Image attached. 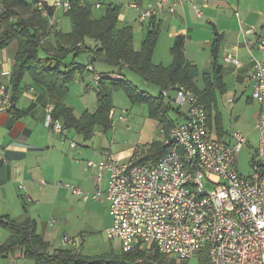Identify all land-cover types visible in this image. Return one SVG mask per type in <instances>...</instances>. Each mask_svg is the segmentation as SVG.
I'll return each mask as SVG.
<instances>
[{
  "label": "crops",
  "instance_id": "crops-1",
  "mask_svg": "<svg viewBox=\"0 0 264 264\" xmlns=\"http://www.w3.org/2000/svg\"><path fill=\"white\" fill-rule=\"evenodd\" d=\"M2 1L0 0V4ZM27 1L29 3L41 1L48 8L54 9L53 16L57 30H61L63 34L71 32L72 26L70 18L67 17V11L63 8H55L56 0ZM242 1L239 0L238 11L233 17L228 12L225 14L217 13L212 9L213 7L229 9V0H168L159 8L155 18V23L159 28V36L153 56L154 64L169 67L173 60L171 48L176 39L183 36L185 39V57L199 70L197 79L199 87L202 90L206 88L203 82L206 74L210 81L220 78L218 85L213 87L215 103L213 114L208 117L212 131L217 127L214 133L217 132L218 134L219 128L216 119L218 116L220 117L221 131L224 136L217 138L224 141L230 139V134L224 131L218 95L231 96L227 99V103L232 105L230 111L232 114L244 115L248 110L251 111L250 120L253 128L258 132L257 119L260 107L250 96V92H253L251 83L253 61L251 56L253 54L257 58H264L257 50L258 41L264 38V34H260L253 28L252 17L264 19V12L263 10L253 12L244 7V1ZM91 2L95 4V0H91ZM132 3L135 2L128 0L122 4L118 0H101L99 9H103L102 5L105 8L108 5L121 7L120 25L133 27L135 34L134 49L140 51L141 47L138 49L136 46V33L140 35V40L143 42L150 29V22L142 23L137 19L140 10L132 8L130 6ZM137 3L141 7L145 6L141 2ZM172 7H174L173 11H171ZM222 19L230 20V24H221ZM51 40L55 41L53 35ZM11 47L0 54V84L8 85L12 94L9 81L14 66L17 44L12 50ZM84 55L87 56L88 63L86 65L88 69L83 74L78 75L70 85L69 94L65 99L47 93L37 87L29 76H26L15 108L8 112L0 111V229L8 230L12 235L8 224H32L36 233L50 244L51 252H55L57 249H69V247L61 245L60 237L52 239L54 234L49 233L50 227L55 224L51 225V221L56 215L53 210L56 213L59 205L74 209L81 204V201L84 204L92 201L94 202L93 207L97 204H108L104 196L101 199L84 200L80 195H75L70 189L58 184L67 183L84 193H94L97 187L95 183L96 171L86 170L88 161L100 162L112 155L114 159L122 162L137 161L146 157H149L148 162H153L157 157L154 156L152 145L155 142L171 143L170 139L163 134L160 118L150 114L149 106L131 103L123 91L114 93V108L110 113L112 128L109 131L96 127L93 136L86 140L74 129H66L64 132L66 139L62 140L59 133L45 127L46 110L50 107L54 110L58 105L64 104L73 109L78 118L86 111L94 112L97 108L98 92V84L94 82L95 74L108 73L115 77L119 76L118 73H110L113 72V68L107 66L102 60L91 65L90 67L94 68V72L90 71V57L85 53ZM158 55L160 58L157 57ZM229 56L236 59L239 64L227 61ZM156 58H158L159 63L155 61ZM6 72H10L9 75ZM123 72L133 83L137 78L151 84L129 69ZM171 93L175 92H170L164 99L173 107L171 111H174L175 117L173 119L170 117V111L167 115V121L179 125L187 119L188 108L186 107L184 110L179 106L176 107L175 104H171L170 101L175 98L171 96ZM243 100L244 102H242ZM245 104L248 106L245 107ZM98 129L101 131L98 132ZM158 134H163L165 140L158 137ZM71 140L77 142L78 146L69 145ZM108 179V174H105L98 185L102 192L107 190ZM26 196L31 199V202H26ZM50 210H52L51 213H49ZM101 213L105 215L104 218L108 214L110 215L112 226L113 220L108 207L102 208ZM48 215H50L49 219H47ZM107 226L105 223V228ZM11 235L0 232V246L6 244ZM108 239L111 241L118 240L121 244L117 238ZM57 240L56 245L54 242ZM71 250L76 251L74 248ZM112 254H120V249L107 255ZM0 264L38 263L28 259L24 250L18 247L15 252L0 259Z\"/></svg>",
  "mask_w": 264,
  "mask_h": 264
},
{
  "label": "built area",
  "instance_id": "built-area-1",
  "mask_svg": "<svg viewBox=\"0 0 264 264\" xmlns=\"http://www.w3.org/2000/svg\"><path fill=\"white\" fill-rule=\"evenodd\" d=\"M166 1L156 0L144 7L135 2L130 6L140 10L139 21L146 23L156 18ZM54 6L68 11L70 0H56ZM95 6L99 9L101 0H95ZM37 8L50 25L56 24L43 2L39 1ZM197 12L200 15L198 9ZM257 50L264 56V38L258 41ZM251 60L252 99L259 104L260 111L259 143L248 177L238 169L239 152L248 143L246 136L234 132L228 141L214 137L199 96L178 85L162 93L167 97L175 92L170 102L187 107V119L170 131L172 146L163 158L143 165L133 160L122 162L112 155L100 162L88 161L86 170L96 171L94 193H84L71 184H58L84 200L105 195L113 220L107 237L119 239L124 252L142 246L148 253L191 260L198 250L207 248L212 264H264V58L252 54ZM227 61L239 64L231 56ZM89 70L93 71L91 67ZM101 78L95 74V84ZM12 107L8 85L0 84V111L8 112ZM44 125L66 139L67 128L54 118L52 107L46 110ZM71 146L77 144L72 142ZM105 174L108 187L102 192L98 185ZM207 183L213 188L208 189ZM25 199L31 202L28 196ZM54 223L52 220L51 225ZM61 244L79 248L78 240L69 236H63Z\"/></svg>",
  "mask_w": 264,
  "mask_h": 264
},
{
  "label": "trees",
  "instance_id": "trees-1",
  "mask_svg": "<svg viewBox=\"0 0 264 264\" xmlns=\"http://www.w3.org/2000/svg\"><path fill=\"white\" fill-rule=\"evenodd\" d=\"M38 2L3 0L0 4V54L13 43L17 44L9 81L13 102L11 110L15 108L26 76L47 93L65 99L69 94L70 85L78 75L88 69L87 65L77 61L78 57L85 53L90 57L89 67L102 60L113 68V72L110 73H118L121 77L120 80H116L108 77L111 74H99L102 78L97 85V108L94 112L86 111L78 118L73 109L64 104L53 110L55 119L60 120L68 130L74 129L86 140L93 136L96 127L105 131L112 128L110 113L114 108V93L118 91H123L133 104L148 105L150 114L160 118L163 134L168 138L176 124L167 121V115L173 107L165 102L162 93L164 89L185 86L199 96L207 114L209 113L208 116L213 114L215 103L213 87L218 85L220 78L210 81L206 74L203 79L206 88L202 90L199 87L197 83L199 70L185 57L183 36H179L171 48L173 60L169 67L154 64L153 56L159 36L155 18L150 20V29L142 42L141 50L136 51L133 27L120 25V6L108 5L104 14L97 17L94 15L96 6L91 0H70L67 17L70 18L72 30L68 34H63L61 30H57L56 24L50 25L49 20L42 16L37 8ZM45 7L50 17H54V9L46 5ZM52 35L55 38L54 42L51 40ZM92 69L94 72V68ZM126 69L157 86L160 93L154 96L142 90L128 79L123 72ZM216 122L219 135L223 138L219 116ZM171 146V143L155 142L152 148L156 160L148 162L149 157H146L135 160V164L156 163L170 151ZM8 225L12 235L6 244L0 246V259L20 247L28 259L38 264H176L159 252L148 253L142 246L129 252L122 250L121 254L94 259L71 249H57L51 252L50 244L36 233L34 225ZM195 256L198 257L199 264H212L207 248L198 250ZM189 261L191 260H182L180 264H187Z\"/></svg>",
  "mask_w": 264,
  "mask_h": 264
},
{
  "label": "rangeland",
  "instance_id": "rangeland-1",
  "mask_svg": "<svg viewBox=\"0 0 264 264\" xmlns=\"http://www.w3.org/2000/svg\"><path fill=\"white\" fill-rule=\"evenodd\" d=\"M118 1L119 3L124 4L128 0H118ZM131 1L141 2L145 6H147L149 3L156 2V0H131ZM243 1H244V4H243L244 7L250 9L251 11L259 12V10H263L264 12V0H243ZM228 5H229V9L225 7L223 8L221 7L220 9L213 7L212 9L215 12L217 11V13L225 14L228 12V14H231L233 17H235L236 16L235 13L238 11L239 0H229ZM102 6H103L102 7L103 9L101 8L102 10L100 9L95 10L96 12L95 16L100 17L104 14L106 8L104 7V5ZM246 8H245V12H246ZM138 16L140 15L138 14ZM252 19H253V22H252L253 28H255L256 31L259 32L260 34H264V19L258 18V17H252ZM221 24L229 25L230 20L222 19ZM136 38H137L136 46L139 49L142 46L141 45L142 42L140 40L141 37L140 35H138V33H136ZM15 45L16 43L11 45L12 46L11 50L14 48ZM157 57H159V55ZM77 61L80 63H84L85 65L88 63L87 56H85L84 54H81L78 57ZM155 61L159 63L158 58H156ZM97 71H100V70L97 69ZM134 81H135L134 83L137 86H139L142 90L148 91L154 96L158 95L159 88L155 87L154 85L145 83L141 79H137V78ZM92 94L94 98V95H95L94 92ZM171 96L175 97V93H171ZM250 96H252L251 92H250ZM229 97H226V95L225 96L218 95L219 108L223 115V122H224V127H225L224 131L227 134H231L234 132H241L248 139V144H245L241 148L239 155H238L239 172L242 176L248 177L249 175L252 174L253 154H254L255 149L258 146V140H259L258 132L253 128L252 122L250 120L252 116L251 111L248 110V112L244 115H239L237 113L232 114L230 112L232 110V105H229L227 103V99ZM242 102H244V100ZM236 105L237 103L235 104V106ZM178 106L179 105H176V107ZM247 106L248 105L245 104V107ZM180 108L184 110L186 109V107H180ZM169 115L173 119L175 117L174 111H171ZM216 129L217 127H215V130H213V135L214 137L217 138V137H220V135L217 132L214 133ZM100 131L101 130L98 129V132ZM119 137H122V136L119 135ZM158 137H160L162 140H165V136L163 134H158ZM72 142L77 144V142L73 140L69 141L68 144L70 145ZM206 186L208 189L213 188V186H211L208 183L206 184ZM92 204H94V202L92 201H89L86 204L82 203L81 201V204H79V206H76V208L74 209H70L66 206L62 207L59 205L56 213H55V210H53V213L56 214L53 217V221L55 222V224L53 227H50L51 229L49 230V233L54 234V236L52 235V239L54 238L57 239V237L62 238L63 236H69L73 239L78 240L79 248H76V247L74 248L81 255L86 256L90 259L100 258L101 256L110 254L112 251L117 252L118 249H120V254H121L122 247H121V244H119V241L118 240L111 241L107 238V230L111 226L110 215L108 214V216L104 218L105 215L101 213L102 208L108 207V209L110 210L109 203L106 205L97 204L94 207ZM51 211L52 210H50L49 213H51ZM49 218H50V215L47 216V219ZM105 223L108 225L106 228H105ZM0 232H5V234L11 235V232L8 230L0 229ZM54 243L57 245L58 240ZM71 248L73 247L70 246L69 249ZM168 260L171 262L173 261L176 264H180V262L182 261V260H178L176 257H169ZM187 264H199L198 257L195 256Z\"/></svg>",
  "mask_w": 264,
  "mask_h": 264
}]
</instances>
